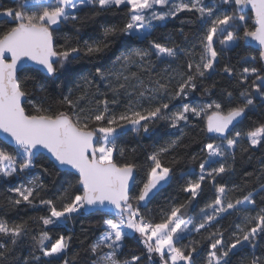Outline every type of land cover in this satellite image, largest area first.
Instances as JSON below:
<instances>
[{
  "label": "snow or ice",
  "instance_id": "obj_1",
  "mask_svg": "<svg viewBox=\"0 0 264 264\" xmlns=\"http://www.w3.org/2000/svg\"><path fill=\"white\" fill-rule=\"evenodd\" d=\"M87 6L98 8L99 11L126 7L128 22L119 30L115 26L104 27V35L108 37L121 31L138 40L148 39L153 27L151 21L175 18L184 11L198 14L197 20L201 25H206L198 38L199 59L194 58L196 45L192 49H183L179 45L168 46L151 40L148 48L135 49L118 57L121 71L106 73L97 68L95 76L101 81L109 80L115 75L117 86L109 84L115 96L123 90L128 97L125 110L118 115L112 114L109 107L110 103L119 102L116 99L110 102L105 98L97 100L95 107H81L85 101L91 103L87 89L75 99L71 97L69 90V94L62 97L55 109L52 104L45 106L43 99L40 102L30 100L31 94L25 85L32 77L21 76L26 72L28 62L39 66L47 76L55 77L58 72L57 62L63 68L70 58L81 51L87 56H97L107 48L104 41H86L83 48L70 46L57 50L54 46V32L58 27L62 23L78 21L80 17L75 11ZM157 6L168 10L157 11ZM246 8L250 9V16L244 12ZM0 18H5L10 24L0 31V133L6 134L16 146L14 153L0 148V177L7 179L32 168L40 150L50 154L58 165L78 174L76 184L79 188L70 192L72 186L69 185L58 195L61 208H57L51 199L39 200L40 205L45 206L49 213L38 217L45 229L67 220L72 214H82L85 210L102 212L106 217L114 218L103 219L104 232L89 245V251L95 257L94 264H141L144 258L141 255L133 254L123 260L119 258L129 233L138 235L147 254V264H157L156 257H159V264H195L201 242L192 241L186 247L178 245L192 233L206 231L225 215L236 212L241 223L236 224L231 233L230 243L226 244L225 231L221 228H215L205 237L210 242L206 264H230V257L235 255L238 248L250 247L255 250L260 246V240L264 238V208L259 209L255 215L253 211L255 196L264 192V184L233 200L229 198V192L235 191L238 186L232 185L230 189L227 184L216 182L217 177L234 171L233 164L227 161L229 157L235 161V148L242 134L235 132L231 138L228 134L235 123L255 108L253 96L247 91H241L239 101L232 103L233 93L227 92L230 104L227 111L224 110V104L216 100L201 107L184 103L174 112H169V108L172 100L183 99L189 91L196 90L197 79L215 71L221 52L238 47L240 41L255 42L259 46L260 60L264 61V0H211L209 4L204 0H178L175 3L172 0H24L18 9H0ZM249 19L253 21L251 26L248 24ZM217 42L221 46L220 50L216 47ZM179 52H184L188 59L186 70L181 68L180 80L173 89L172 81L177 73L171 62L178 58ZM153 55L160 63L165 64V68L163 74H156L148 84L135 72L123 75L129 65H137L151 77L155 72V65L148 63L145 67V64ZM254 59L247 58L245 63ZM223 73L228 77L238 75L241 85L246 84L250 77H255V81L261 83L254 81L253 91L259 96L261 103H264V77L256 67H244L237 74L226 65ZM83 79L86 85L91 83L87 77ZM129 86L132 91L127 90ZM34 88L42 91L43 85L35 84ZM210 91V88L205 89V92ZM165 96L168 97V102H164ZM157 100L158 103H149L147 108L143 106L145 102ZM26 102L31 104V112L26 110ZM209 110L212 111L206 116L205 130L226 141V144L209 142L202 145L200 152L203 157L199 162L198 178L189 179L183 187V191L189 194V199L184 204L173 206L170 211L164 212L158 222L146 217L142 214L140 205L151 197L162 182H167L172 172L160 157L174 149L180 138L158 147L148 156L150 165L146 169V179L138 195L133 196L131 189L135 184L137 166L128 162L119 163L115 159V152L123 154L125 151L124 148H117V133L123 132L125 128L132 132L142 129L144 133H148L150 126L158 120H166L170 128L177 129L181 122L188 121L189 113L200 117ZM243 136L249 145V148L244 149L245 152L264 146V124L247 131ZM192 159L195 161L197 155L194 154ZM44 171L47 172V169ZM205 180L213 184L215 198L200 210L198 219L186 218L185 210L202 192ZM42 187L38 177L29 180L27 184L12 187L9 191L15 194V199L9 203L15 206L22 203L32 206ZM253 221L254 226L248 227ZM27 232L26 221L9 224L0 220V237L8 240V243H0V264H3ZM32 239L42 256L49 258L45 264H69L66 253L71 236L60 235L51 242L49 232L43 230L38 237L34 236ZM48 242H51L50 247ZM9 243L12 247H9ZM33 258L40 260L41 257ZM249 264H261V258L253 255Z\"/></svg>",
  "mask_w": 264,
  "mask_h": 264
},
{
  "label": "trees",
  "instance_id": "obj_2",
  "mask_svg": "<svg viewBox=\"0 0 264 264\" xmlns=\"http://www.w3.org/2000/svg\"><path fill=\"white\" fill-rule=\"evenodd\" d=\"M23 1L0 0V9H18ZM204 2L209 4L211 0H204ZM94 13L96 14L94 15ZM246 13L248 16L251 15L248 12ZM75 14L80 17L78 21L62 23L54 32V46L56 49L63 50L70 46L83 48L86 41L89 43L104 41L108 45L107 48L97 56H87L81 51L74 58H70L63 68H60L57 62L56 67L58 68V72L55 77H46L38 71L26 69V72L22 73L21 76L22 78L24 75L32 77V80L25 85L31 94L30 100L40 102L43 99L45 106L52 104L55 109L62 97L69 94V90H71V97L75 99L81 95L84 89H87L91 103L89 104L88 101H85L81 104V107L86 105L95 107L97 100L105 98L110 102L116 99L119 102L117 104L110 103L109 107L112 114L118 115L125 110L128 97L123 90L118 96H115L109 87V84L113 87L117 86L115 75L111 76L109 80L101 81L99 77L95 76L97 68L106 73L121 71V62L118 61V57L135 49L148 48L149 41L151 40L166 43L168 46H173V44L179 45L183 49H192L193 45H196L194 49L196 55L194 58L196 60L199 59L200 48L198 46V38L201 31L206 28V25H201L199 20H197L198 14L184 11L179 13L175 18L168 17L163 22L154 23L147 40H138L135 36H127L121 31L105 37L103 32L104 27L115 26L119 30L128 22V12L124 6H121L120 9L113 8L108 11H99L98 8L87 6L77 9ZM236 14L239 15L240 13ZM252 23L253 21L249 19V26ZM9 26L10 24L5 18L0 19V31L5 30ZM216 47L218 50L221 48L218 42ZM253 57L255 58L254 60L245 63L247 58ZM187 59L188 57L184 52H179L178 58L171 62L172 68L177 73L175 80L172 81L171 87L173 89L180 80L181 68L183 67L186 70ZM148 63L155 65V72L151 74V77L147 71H144L137 65H129L128 70L124 71L123 75L135 72L141 80L148 84L150 78L156 74H163L165 68V64L160 63L154 55L149 58L145 67H147ZM252 63L259 70V74L264 77L259 61V53L252 48L245 47L243 41L239 42L238 47L224 50L221 52L215 71L202 79H197L196 90L189 91L187 97L172 100L169 112L176 111L184 103H189L193 106L197 104L198 107H201L213 100L222 102L224 110L227 111L230 106L227 100V92L233 93L232 103L239 101L241 91H247L253 96L255 102L258 101L256 98L257 94L254 93L252 88L255 77H250L246 84L241 85L238 75L233 76L236 80L233 83L223 73V68L226 65L233 68L239 74L244 67H252ZM84 77H87L91 83L86 85ZM255 82L257 84L261 83L260 81ZM133 83L135 82L133 81ZM35 84L43 85V90L35 89ZM149 86L151 85L149 84ZM206 88L211 89V96L209 98H202L200 94L201 92L205 93ZM127 90L132 91L131 86ZM158 102V100L145 102L143 106L147 108L149 103L155 104ZM164 102H168L167 96L164 97ZM256 107L257 113L252 115L248 112L229 135V138H231L235 132L242 134V138L235 148V161L233 162L230 157L227 161L233 164L234 171L217 177L216 180L217 183L227 184L230 189L232 185L238 186L235 191L229 192V198L233 200L243 196L253 188L258 189L260 184H264V146L250 149L247 152L244 151L245 148H249V145L243 134L258 125L264 124V105L257 104ZM25 108L29 112L32 111L31 104L27 102L25 103ZM211 111L209 110L206 114L202 113L200 117L192 116L189 113L188 121L181 122L180 127L177 129L170 128L169 122L166 120H158L150 126L151 130L148 133H144L142 129L139 132H132L129 128H125L123 132L117 133V148H124L125 151L123 154L119 151L115 152V159L119 163L128 162L137 166L135 184L131 190L133 196L138 195L139 189L146 179V169L150 165L148 156L156 151L158 147L166 145L178 137L180 138L178 145L174 149H170L160 157L165 166L172 169V172L167 182H162L158 186V189L154 190L146 207L140 208L142 214L146 217L158 222L164 212L170 211L173 206L184 204L189 199V194L183 191V187L189 179L195 180L198 178L199 162L203 157L200 148L204 143L222 141L209 137L205 130L206 116L210 115ZM181 132H183V135H181ZM0 148L9 152H15V149L1 143ZM194 154L197 155L195 161L192 159ZM45 168L47 172L44 171ZM246 173L247 176L245 175ZM37 177L43 187L39 190L34 205L30 206L22 203L19 206H15L9 203L10 200L15 199V194L9 191L10 188L27 184L29 180ZM77 179V177L70 173L57 170L43 156H36L34 166L25 172L17 173L7 179L0 178V220H5L9 224L26 221L28 226L27 234L20 238L12 253L3 261V264H25L26 261L27 264H45L47 258L42 256L32 239L34 236L38 237L43 230L49 232V235L52 237L51 242H54L60 235L71 236L70 246L66 253L69 264H94L95 257L89 251V245L95 242L104 232L103 219L114 217H106L105 214L101 213L90 215L76 213L65 220L64 224L49 225L47 229L38 220V217L49 214L48 209L40 205L39 200L51 199L56 203L57 208H61L62 203L57 199L58 195L65 188H68L69 185L72 186L69 191L75 192L79 188L76 184ZM214 198L215 188L211 182L205 180L202 192L186 208L185 217H196L198 219L200 210L205 208ZM255 201L253 215L259 209L264 208V192L256 195ZM133 204L135 206V201H133ZM238 223H241V219L236 212L225 215L212 228L199 234L192 233L178 246L186 247L192 241H200L201 247L195 256V264H206L210 242L205 237L214 231L215 228H221L225 231L224 238L226 244L230 243L232 239L231 233L235 230V226ZM254 223L255 221L248 225V227L254 226ZM51 242H48V247L51 246ZM0 243H8L7 238L0 237ZM9 247H12L10 243ZM133 254L143 256L141 264H147V254L142 243L139 242L138 236L129 235L124 241V250L119 258L123 260L130 258ZM253 255L259 256L261 264H264V238L260 240V246L255 250L250 247L238 248L235 255L230 257V264H249ZM34 256L41 258L40 260H35Z\"/></svg>",
  "mask_w": 264,
  "mask_h": 264
},
{
  "label": "water",
  "instance_id": "obj_3",
  "mask_svg": "<svg viewBox=\"0 0 264 264\" xmlns=\"http://www.w3.org/2000/svg\"><path fill=\"white\" fill-rule=\"evenodd\" d=\"M13 2H16L18 0H11ZM244 12H248L250 13V9H244ZM251 14V13H250ZM243 44L245 47H249V48H252L253 50L257 51L259 53V61L261 63V67H262V71L264 73V61H261L260 60V51H259V46L255 43V42H249V41H243ZM26 69H31V70H35V71H38L39 73H41L42 75L46 76V77H49L47 76V74L37 65H35L34 63L32 62H28L27 65H26ZM245 117V116H244ZM244 117L238 122V123H235V126L231 129V131L229 132L228 135H230L232 133V131L234 130V128L244 119ZM206 122V120H205ZM209 137H214L215 139L217 140H221L220 138L216 137L215 134H211V133H207ZM0 143L1 144H4L12 149H15L16 150V146L11 142V139L9 137L6 136V134L4 133H0ZM37 156H43L45 157L49 162H51L55 168L61 172H67V173H70L72 175H74L75 177L78 178V174L75 173L74 170H71V169H68L66 167H63V166H60L58 165L54 160L53 158H51L50 154H48L45 150H40V152L38 153ZM135 178H136V175H135ZM133 188V187H132ZM132 190V189H131ZM149 199L142 203L140 205V208H145L148 203ZM94 213H101V214H104L102 212H96V211H90V210H85L83 212L84 215H90V214H94Z\"/></svg>",
  "mask_w": 264,
  "mask_h": 264
},
{
  "label": "rangeland",
  "instance_id": "obj_4",
  "mask_svg": "<svg viewBox=\"0 0 264 264\" xmlns=\"http://www.w3.org/2000/svg\"><path fill=\"white\" fill-rule=\"evenodd\" d=\"M24 2V1H23ZM23 2H21V4L23 3ZM172 2L173 3H175V2H178V0H172ZM79 9V8H78ZM28 10H34V9H28ZM156 10L157 11H167L168 9L167 8H163V9H161L159 6H157V8H156ZM70 11V13L72 12V10H69ZM0 19H4V18H0ZM160 22H163V21H151V24L153 25L154 23H160ZM152 31V30H151ZM252 67H255V65H253V63H252ZM257 68V67H256ZM227 76V75H226ZM228 77V76H227ZM229 79H230V81L231 82H233V83H235L236 82V80H235V78L234 77H228ZM211 92L212 91H210V92H205V93H202L201 92V94H200V96L203 98V97H210L211 96ZM256 98L258 99V101H256L255 102V108L253 109V110H250L249 112L252 114V115H255L257 112V104H259V105H264V103H261V101H260V98H259V96L258 95H256ZM236 103V102H235ZM194 106H196V107H198V105L196 104V105H194ZM181 108V107H180ZM180 108H178L177 110H179ZM176 110V111H177ZM259 126V125H258ZM216 143H225L226 144V141H221V142H216ZM14 153V152H13ZM0 178H2V177H0ZM58 223H60V224H64L65 223V220H62V221H60V222H58ZM129 235H132L131 233H129ZM138 236V235H137ZM107 251V250H106ZM47 259H49V258H47ZM156 261L158 262V264H159V257H156Z\"/></svg>",
  "mask_w": 264,
  "mask_h": 264
}]
</instances>
